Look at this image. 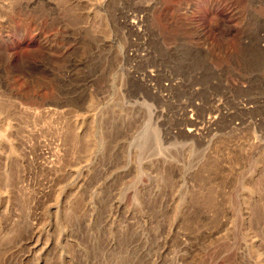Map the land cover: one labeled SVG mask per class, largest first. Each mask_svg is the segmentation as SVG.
I'll use <instances>...</instances> for the list:
<instances>
[{
    "label": "rangeland",
    "instance_id": "obj_1",
    "mask_svg": "<svg viewBox=\"0 0 264 264\" xmlns=\"http://www.w3.org/2000/svg\"><path fill=\"white\" fill-rule=\"evenodd\" d=\"M263 259L264 0H0V264Z\"/></svg>",
    "mask_w": 264,
    "mask_h": 264
},
{
    "label": "bare ground",
    "instance_id": "obj_2",
    "mask_svg": "<svg viewBox=\"0 0 264 264\" xmlns=\"http://www.w3.org/2000/svg\"><path fill=\"white\" fill-rule=\"evenodd\" d=\"M188 131H192V129L190 128V129H188ZM8 137V136H7ZM12 150V149H11ZM13 151V150H12ZM13 152H15V151H13ZM225 199L224 200H222L223 201V203L225 202V203H229V204H232V201H231V199L230 198H228V197H224ZM211 199V198H210ZM252 199V198H251ZM209 200V199H208ZM249 201V199L247 200V198L246 197H243V198H241V202L244 204V208H248V203L250 202H248ZM243 213V212H242ZM261 264H264V259H263V263H261Z\"/></svg>",
    "mask_w": 264,
    "mask_h": 264
}]
</instances>
